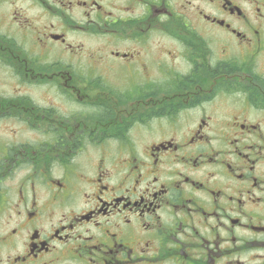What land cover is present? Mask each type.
Listing matches in <instances>:
<instances>
[{"label": "flooded vegetation", "instance_id": "1", "mask_svg": "<svg viewBox=\"0 0 264 264\" xmlns=\"http://www.w3.org/2000/svg\"><path fill=\"white\" fill-rule=\"evenodd\" d=\"M0 264H264V0H0Z\"/></svg>", "mask_w": 264, "mask_h": 264}]
</instances>
